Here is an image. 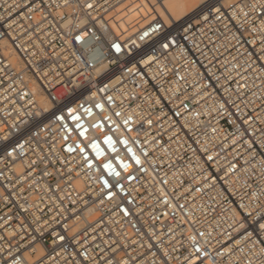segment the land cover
<instances>
[{
  "label": "built area",
  "instance_id": "1",
  "mask_svg": "<svg viewBox=\"0 0 264 264\" xmlns=\"http://www.w3.org/2000/svg\"><path fill=\"white\" fill-rule=\"evenodd\" d=\"M262 226L264 0H0V264H264Z\"/></svg>",
  "mask_w": 264,
  "mask_h": 264
},
{
  "label": "bare ground",
  "instance_id": "2",
  "mask_svg": "<svg viewBox=\"0 0 264 264\" xmlns=\"http://www.w3.org/2000/svg\"><path fill=\"white\" fill-rule=\"evenodd\" d=\"M201 2L202 0H163V5L173 18L179 19L194 10ZM147 10L146 5L134 4L128 10L122 11L119 17L128 21L138 14H144Z\"/></svg>",
  "mask_w": 264,
  "mask_h": 264
},
{
  "label": "snow or ice",
  "instance_id": "3",
  "mask_svg": "<svg viewBox=\"0 0 264 264\" xmlns=\"http://www.w3.org/2000/svg\"><path fill=\"white\" fill-rule=\"evenodd\" d=\"M167 46H168L167 44L164 45V47H167ZM114 47H115L117 52L120 51V46L119 45H114ZM262 227H264V226H262Z\"/></svg>",
  "mask_w": 264,
  "mask_h": 264
}]
</instances>
